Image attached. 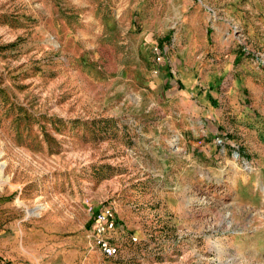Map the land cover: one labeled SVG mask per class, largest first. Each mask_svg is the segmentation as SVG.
Here are the masks:
<instances>
[{"label": "rangeland", "instance_id": "obj_1", "mask_svg": "<svg viewBox=\"0 0 264 264\" xmlns=\"http://www.w3.org/2000/svg\"><path fill=\"white\" fill-rule=\"evenodd\" d=\"M0 264H264V0H0Z\"/></svg>", "mask_w": 264, "mask_h": 264}, {"label": "built area", "instance_id": "obj_2", "mask_svg": "<svg viewBox=\"0 0 264 264\" xmlns=\"http://www.w3.org/2000/svg\"><path fill=\"white\" fill-rule=\"evenodd\" d=\"M116 227L115 215L111 210H105L94 218L92 232L94 234V245L106 258H115L118 248L111 244L107 235Z\"/></svg>", "mask_w": 264, "mask_h": 264}, {"label": "crops", "instance_id": "obj_3", "mask_svg": "<svg viewBox=\"0 0 264 264\" xmlns=\"http://www.w3.org/2000/svg\"><path fill=\"white\" fill-rule=\"evenodd\" d=\"M218 116V112L216 110L212 111L211 118L212 120H215V118Z\"/></svg>", "mask_w": 264, "mask_h": 264}]
</instances>
